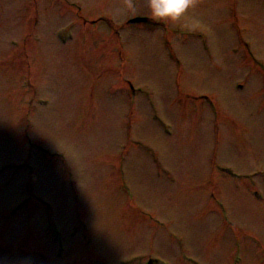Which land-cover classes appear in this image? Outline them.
Wrapping results in <instances>:
<instances>
[{
  "label": "rangeland",
  "instance_id": "1",
  "mask_svg": "<svg viewBox=\"0 0 264 264\" xmlns=\"http://www.w3.org/2000/svg\"><path fill=\"white\" fill-rule=\"evenodd\" d=\"M135 17L0 0V264H264V0Z\"/></svg>",
  "mask_w": 264,
  "mask_h": 264
},
{
  "label": "clouds",
  "instance_id": "2",
  "mask_svg": "<svg viewBox=\"0 0 264 264\" xmlns=\"http://www.w3.org/2000/svg\"><path fill=\"white\" fill-rule=\"evenodd\" d=\"M148 4L155 21L176 22L193 6V0H148Z\"/></svg>",
  "mask_w": 264,
  "mask_h": 264
}]
</instances>
